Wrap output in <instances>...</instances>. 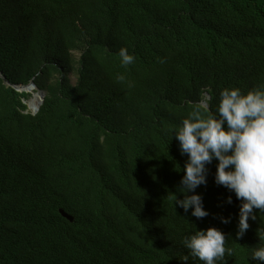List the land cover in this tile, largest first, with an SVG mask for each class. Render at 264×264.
Returning a JSON list of instances; mask_svg holds the SVG:
<instances>
[{"label": "trees", "instance_id": "1", "mask_svg": "<svg viewBox=\"0 0 264 264\" xmlns=\"http://www.w3.org/2000/svg\"><path fill=\"white\" fill-rule=\"evenodd\" d=\"M32 80L35 114L13 86ZM233 86H264V0H0V264H204L183 241L210 225L234 250L217 264H256L264 212L236 237L216 160L196 189L209 215L174 203L172 130Z\"/></svg>", "mask_w": 264, "mask_h": 264}, {"label": "clouds", "instance_id": "2", "mask_svg": "<svg viewBox=\"0 0 264 264\" xmlns=\"http://www.w3.org/2000/svg\"><path fill=\"white\" fill-rule=\"evenodd\" d=\"M118 55L125 67L136 59L125 46L119 49ZM116 79L124 81L126 76L121 73ZM38 91L31 92L33 97ZM201 109L206 111L205 103L189 112L181 125L172 130V137L174 135L179 141L181 154L187 155L178 186L183 197L173 192L174 203L185 212L191 209V215L197 218L209 215L203 195L196 189L207 184L208 165L216 160L215 182L234 192L240 200L236 232L239 238L250 227L249 220H256V210L264 212V86L247 92L237 86L225 87L213 114L205 116ZM226 199L228 203L232 202L231 195ZM221 222L230 223L231 217L222 216ZM257 234L259 241H264V229L258 228ZM227 237L221 228L210 225L197 228L184 238L183 243L192 257L199 258L204 264H217L226 253L231 255L234 251L226 247ZM250 257L256 264L264 261V243L252 247ZM181 260L188 262L189 255H184Z\"/></svg>", "mask_w": 264, "mask_h": 264}, {"label": "water", "instance_id": "3", "mask_svg": "<svg viewBox=\"0 0 264 264\" xmlns=\"http://www.w3.org/2000/svg\"><path fill=\"white\" fill-rule=\"evenodd\" d=\"M8 84H10L9 81H7ZM13 86L18 90V91H29V92H34L35 89H37V85L36 83L32 80L29 84L27 85H16V84H13ZM37 95H40V104L39 106L36 108V110L34 111V113H37V111L40 109L42 103L44 102V99H45V91L43 90H39L38 92H36L35 96ZM208 98H210V94L207 93L206 94ZM201 103H205L206 104V107H208V102L203 100ZM61 212L64 214V216H66L67 218H69L70 220H74V217L69 214L68 212H66L64 209H61Z\"/></svg>", "mask_w": 264, "mask_h": 264}, {"label": "bare ground", "instance_id": "4", "mask_svg": "<svg viewBox=\"0 0 264 264\" xmlns=\"http://www.w3.org/2000/svg\"><path fill=\"white\" fill-rule=\"evenodd\" d=\"M31 102H30V109L32 110L33 108H34V110H32V111H35L36 110V108L39 106V104H40V95H39V97L37 98H32L31 100H30Z\"/></svg>", "mask_w": 264, "mask_h": 264}, {"label": "rangeland", "instance_id": "5", "mask_svg": "<svg viewBox=\"0 0 264 264\" xmlns=\"http://www.w3.org/2000/svg\"><path fill=\"white\" fill-rule=\"evenodd\" d=\"M36 97L38 98V97H39V95H37V96L33 97V99H34V98H36ZM30 102H31V101H30ZM28 103H29V102H28ZM32 110H34V108H33ZM32 110L30 109V111H31V112H32Z\"/></svg>", "mask_w": 264, "mask_h": 264}]
</instances>
